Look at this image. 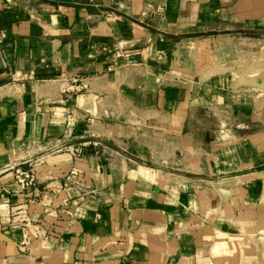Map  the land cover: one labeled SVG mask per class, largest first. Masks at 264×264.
I'll return each instance as SVG.
<instances>
[{
	"label": "crops",
	"instance_id": "0c3cea01",
	"mask_svg": "<svg viewBox=\"0 0 264 264\" xmlns=\"http://www.w3.org/2000/svg\"><path fill=\"white\" fill-rule=\"evenodd\" d=\"M0 264H264V0H0Z\"/></svg>",
	"mask_w": 264,
	"mask_h": 264
},
{
	"label": "built area",
	"instance_id": "2783aa9c",
	"mask_svg": "<svg viewBox=\"0 0 264 264\" xmlns=\"http://www.w3.org/2000/svg\"><path fill=\"white\" fill-rule=\"evenodd\" d=\"M81 88H85L86 84L81 82ZM17 181L22 190H27L36 184V177L33 170H17Z\"/></svg>",
	"mask_w": 264,
	"mask_h": 264
}]
</instances>
